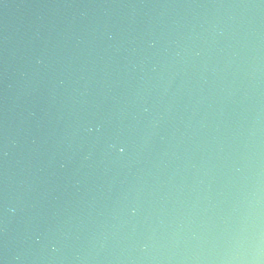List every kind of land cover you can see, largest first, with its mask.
Wrapping results in <instances>:
<instances>
[{
	"label": "water",
	"instance_id": "obj_1",
	"mask_svg": "<svg viewBox=\"0 0 264 264\" xmlns=\"http://www.w3.org/2000/svg\"><path fill=\"white\" fill-rule=\"evenodd\" d=\"M0 264H264V0H0Z\"/></svg>",
	"mask_w": 264,
	"mask_h": 264
}]
</instances>
